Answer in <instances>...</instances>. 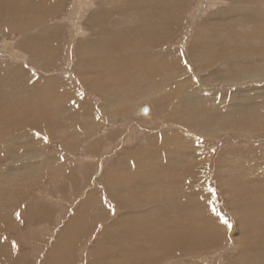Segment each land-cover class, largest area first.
I'll use <instances>...</instances> for the list:
<instances>
[{
	"label": "bare ground",
	"instance_id": "bare-ground-1",
	"mask_svg": "<svg viewBox=\"0 0 264 264\" xmlns=\"http://www.w3.org/2000/svg\"><path fill=\"white\" fill-rule=\"evenodd\" d=\"M67 1L0 0V34L10 36L12 41L5 45L7 53L9 49L7 56L9 62L6 64L9 63L11 67L6 68L7 71H2L3 65H0V140L8 137L6 133L11 129L9 122L13 118L18 119L15 129H26L28 132L34 129L41 130V123L37 126L32 121L33 125H31L24 117H30L33 113L36 120L40 116L52 117L55 110L58 111L57 109H59V114L57 113L59 117H56V121L46 122L51 129L68 130L74 129L77 125L83 126L82 132L77 133L76 129V132L68 134L72 136L69 137L71 144L66 142V147H71V150L81 143V140L77 139L79 137L75 135H89L97 126L93 122L90 123L89 118L93 112L88 109L87 103L77 100V107L75 105L74 99H78V96L82 94L79 87L71 91L68 89L63 91L69 98L62 95V89L57 90L55 98L56 100L59 98L60 102H55V110L51 108L52 106H43L45 108L40 106L39 111L32 112L33 110L30 111L34 106L32 99L21 108L18 102H10L5 98L6 95L8 98L11 95V98H45L46 100L50 97L51 89L48 92V85H44L46 82L42 79L43 77L31 76L29 71L32 70L31 67L44 69L54 65L56 56L60 57V49L62 50V45L59 43L60 38L62 39L60 31L61 26L64 25L57 23L56 18L61 14L60 10ZM96 1L98 3L94 5ZM74 5L76 6L73 7ZM74 5L68 11L71 15L69 17L72 27L76 28V25L83 21L85 28L91 26L94 35L89 38L87 34L88 37L82 35L84 32L80 33L82 38L77 39L75 43L76 51L71 52L77 57L75 73L83 92L94 97L99 95L101 100L103 99L101 105H97L101 108L99 113L104 114L109 110L106 115L111 122L118 118L128 120L132 110H135L140 103L143 105L151 103L157 112L159 108L167 110L165 120L168 123L165 126L169 128L167 132L158 131L159 133L153 136L152 134L147 136L148 141L145 140L149 143L146 142V144L151 147V151L146 155L139 159L120 160L107 174L106 194L108 193L115 202L116 223H113V227L103 228L95 254L91 255L94 257L91 260L95 259L91 264H97V255L100 257L101 264H180L175 260L200 250L219 246L225 236H218L216 230L218 226L213 228L211 225L221 218L208 204L204 205L206 201L200 202L199 199L192 198L187 189L182 193L179 192V197L176 196L181 197L180 202L179 199L169 200L166 199L167 197L161 199L162 197H158L156 192L162 185H167L168 189L173 191L174 187L186 186L185 180L197 182L200 162L198 153L193 151H202L205 141L201 139H219L218 135L224 133L228 140L230 133L236 137L238 134H255L258 131H264V111L250 113L245 108L246 111L243 113L236 112L238 108L243 107L241 102H246L244 100L247 99L248 91L246 92L243 86L253 82L258 84L257 81L261 83L264 79V0H75ZM207 12L209 14L205 15ZM186 16L187 18L191 16L190 27L183 25V19ZM184 28H188L189 37L184 43L182 42L181 46L174 48L172 45L174 38L179 36L181 30L180 34L186 32ZM80 30L82 31V28ZM8 71L9 76L13 77H9L10 81L16 84V87L14 85L15 88H12L13 91L5 90L3 87V83H8L5 79ZM59 83L56 80V87H59ZM220 86H234L235 89L224 93ZM9 88L11 89L10 86ZM227 96L229 102L222 106L226 103L223 99L224 97L227 99ZM72 99L74 102L71 101ZM210 100L218 102L210 107L208 105ZM5 101L6 107L12 111L11 114L3 106ZM192 103L200 107L193 109ZM64 104L71 106L68 109L72 111L68 116L62 110ZM190 107L192 109H189ZM200 110L203 112L211 110L221 114L215 121H206L199 113ZM26 136L25 140H18V137L12 138L10 144L31 143L30 139L33 136L30 133H26ZM230 136L232 138L233 135ZM227 143L226 145H229ZM7 146H3L6 151L3 152L5 154L0 158V163L15 164L16 166L11 165L13 168L30 166L37 168L49 164V162L45 164V161L40 163V159H34L31 156L33 148L27 146L28 148L12 156L15 150ZM137 150H140L139 147ZM230 151L227 148L223 152L219 151L222 154L217 156L215 174H218L223 166L224 169L221 172L229 175L228 170L225 169L226 161L222 162V160L227 156L231 157ZM246 152L249 153L248 150ZM137 153L140 152L132 156ZM60 163L62 161L59 159L52 167L53 177H56V171L67 170L69 166L64 163L60 165ZM233 163H231V169ZM124 164L128 165V168ZM121 166L126 168L122 170ZM247 169L252 183H264V167L261 164L254 167L250 165L246 167ZM39 171L41 173V170ZM8 172L7 169H3L0 176H6ZM42 172L44 173L45 169ZM256 187L251 188L250 194L255 195L257 203L246 200V202L240 200V203H237L238 200L230 199L229 205L233 207L232 209L237 212L252 211L257 216L264 215V187ZM3 189L0 193V210H8L7 207L11 208V204L13 208L20 207L22 202L19 200L20 188L17 190L18 193L11 191L12 187L7 190V192L11 191L10 193L5 191L8 188ZM241 189H238L241 191L238 194L243 196V188ZM151 193L153 196H150ZM137 196L149 198V200L136 199ZM234 196L237 197V195ZM95 200L86 199L85 201L88 202H83L80 209L76 210L72 221L68 223V229L70 228L68 231L74 234L73 238H67L69 239L67 240V233H63L59 239H56L57 241L55 240V245L51 249L53 263L57 259L59 260L56 261L57 263L64 261V264H70L71 257L75 259L76 250L69 244H76L75 242L84 237L91 227L96 229L98 226H104L111 218L108 216V209L105 212L101 202L97 204L98 208H95L97 207ZM135 204L137 208L132 207ZM198 210L203 215L197 214ZM262 218L264 222V216ZM206 220L212 222L210 227L203 226ZM8 221L7 218L0 220L3 222V224L0 223V257L4 258L7 257L8 251L5 252V250L8 246L2 243V233L5 226L10 225ZM256 222H253L254 227L243 226L242 223L241 235L238 233L240 240L236 242L242 257L238 258L234 264H264V231L262 228L257 231ZM110 233L115 234L108 237ZM74 250V255H71ZM57 253L63 254L62 257Z\"/></svg>",
	"mask_w": 264,
	"mask_h": 264
},
{
	"label": "rangeland",
	"instance_id": "rangeland-1",
	"mask_svg": "<svg viewBox=\"0 0 264 264\" xmlns=\"http://www.w3.org/2000/svg\"><path fill=\"white\" fill-rule=\"evenodd\" d=\"M97 3H98L97 1L94 2V5H96ZM74 4H75V0H68L67 2H65L64 7L60 10L61 14H59L56 18L57 23L64 25V26H61L62 29L60 32H62V35H61L62 39L60 38V42H59L61 43L63 47L61 46L62 50L60 49L61 51L60 52L61 54L59 55L60 57L56 56L55 58L57 59L56 63L54 65L53 64L49 65L45 67L44 69L43 68L34 69L31 67L32 70L29 71L31 76H36V78L43 77L42 79L46 82L44 85H48V92L51 89L50 97H48L49 99L47 98L46 100L45 98L44 99L43 98H11V95H9V98L7 97L8 95H6L5 98H7V100L10 102L11 101L18 102L21 108L22 106H25V104L30 99H32L33 100L32 102L34 104V106L31 107L30 109V111L33 110L32 112H35V110L39 111L38 109L40 108V106H42V108H45L43 106H46V107L52 106L51 108L55 110L56 109L55 102L60 100L59 98H57L58 100H56L55 98L57 90L62 89V95H65L66 93H63V91H66L67 89L71 91L75 87L77 88L79 87L78 89L79 91L82 92V94L78 96V99H74L75 105L77 107L76 103H78V101L80 102L84 101L85 104L87 103L88 109L93 112L92 115L90 116L91 118H89V120L91 119L90 123L93 122L94 125H97V126L96 128H94V131L92 133H89V135L86 134L83 136V134L81 133H80L81 135L79 136L75 135V137H79L77 139H80L81 143H79L76 148L71 150V147L69 148L66 147L67 145L66 142L71 144L69 137H72V136L68 134L73 133V131H75L76 129H77L76 130L77 133L82 132L84 129L82 128L83 126L81 125L75 126L74 129H71L68 127L69 128L68 130L67 129L56 130V128L51 129V127H49V125L46 124V122L49 120L56 121V117H59L58 116L59 109H57L58 111L55 110L54 116H52L55 119H53L52 117L40 116L41 119L38 118L36 120L35 113L30 115V117H27V116L24 117V119L29 121L27 122L25 120V123L27 122L33 125L32 121H34L37 126H39V123H41L43 131L42 129L41 130L34 129L28 132L26 131V129H19V128L15 129L14 127H17L15 125H17L16 123L18 122V119L13 118L9 122V124H11V127H10L11 129H9L10 131L6 133L8 134L7 135L8 137L6 139L4 138L0 140V150H1L0 158L5 154L3 153L4 151H6L3 149V146L5 147V145H8L7 147H10V149L15 150L12 156L16 155V153H19L21 150L30 147V148H33L31 156L34 157V159H37V160L40 159L39 160L40 163L41 161L43 163L45 161V164L49 162V164H47L49 165V167L46 165V166L37 167V168L31 167V166L24 167V168H17V167L13 168L11 165H15V164H12L9 162L7 164H5L6 162L0 163V172H2L3 169H7L9 171L6 176H3V177L0 176V193L2 192V189L4 187L8 188V189L6 188L3 189V190L6 189L5 190L6 192L7 190H10L12 187L11 191H14L17 193L19 191L21 192V193L19 192V200L20 202L22 201L21 206L18 208L17 207L13 208L12 207L13 205L10 203L11 208L8 206L7 207L9 208L8 210L6 209L3 211L0 210V220L1 218L2 219L7 218L9 220L8 224H10L9 226L7 225L5 226L3 230L4 232L2 233V243L8 246V249L6 248L5 250V252L7 251L8 252H7L6 258L0 257V264H64V261H60L57 263L56 261H59L57 259L56 261H54V263L52 262L51 249L55 245V240L57 238L59 239V237H61L63 233H67L66 239L67 238L72 239L73 238L72 236L74 234L69 232L70 228L68 229L69 227L68 223L72 221L73 216L77 212L76 210L80 209V207L82 206L83 202L86 199L87 200L90 199L91 201L96 199L95 201L97 202L95 206L97 207L95 208H98L97 204L101 202V204L105 207L104 211L107 212L106 210L108 209V212H109L108 216H111V218L108 219V222H107L108 224L106 223L104 226L103 225L98 226L96 229H94V227H91L87 231V234H85L84 237H82L77 242H75L76 244H73V243L69 244L67 241L69 246L76 250V255L74 257L75 258L74 260H73V256L72 257L69 256L72 258L70 259L71 261H69L70 264H91L95 260V259L91 260L92 258H94V257H91V255L95 254L97 246L100 242V237L102 236L101 234H102L103 228H105V226H107V228L113 227V225L116 223L115 221V213H116L115 212V206H116L115 202L112 201L108 193L106 194L108 190L105 188L106 186L105 178L107 177V174L110 173L112 169H114L115 164L119 163L118 161L120 160L128 161L132 158L139 159L143 157L144 155H146L149 151H151L150 149L151 147L146 144V142L148 141L147 136H150L151 134L153 136L157 134L158 131L167 132L169 130V128L165 126L166 123H168L167 120H165V113H167V110H162L163 108L158 109L157 107L156 109H158L159 111L157 112L153 108L151 103H147L144 105L143 103H140L136 107L135 110H132V113L129 115V119H128L129 121L127 119L123 120L122 118H118L114 122H111L110 120H108V115H106L108 114L107 112L109 110H107V112L104 113L105 115L99 113L101 108L99 106L97 107V105H101L103 99L101 100L99 95H97V97L96 96L94 97V96L87 95L86 92H83V89L80 87L78 77L76 76L77 74L75 73L76 72L75 64L77 61V57L75 53L73 54L71 52L76 51L75 43L80 38H82V35L87 34L90 36L89 38L94 37V35L92 33L93 31L91 30L92 29L91 26L89 25L88 27L90 28L88 27L85 28L86 25L83 21H80L76 25V28L75 26L72 27V23H70L71 19L69 17L71 15L69 14L68 11L71 10L70 7L73 6ZM75 6L76 5H74L73 7ZM216 6L219 7L217 3H216ZM203 9H204V6H203ZM208 14L209 13L207 12L205 15H208ZM190 17L191 16L187 18L186 16L185 19H183L184 27H190L189 26L191 23ZM80 28H82V31L80 30ZM184 31L186 32H183L182 34H180L179 32V36H176L174 38L175 40L172 44L174 48L181 46L186 40V38L189 37L187 34L188 28L187 29L184 28ZM83 32L84 34H82ZM75 34L76 35L79 34V35L76 36ZM87 35L86 37H88ZM10 42H12L10 36L8 37L4 33L0 34V65L1 64L3 65L1 66V68L3 67L2 71H7L6 68L11 67V65H8L9 63L6 64L7 62H9V59L7 58V56L9 55V49H7L8 50V53H7L6 47H5L6 43H10ZM20 63L21 62H19V64ZM44 76L50 78L51 80H47V78ZM9 77L13 78L11 77V75L9 76V71H8L5 74V79L8 80V83L6 84L3 83L4 85L3 87L5 88V90L13 91V89L16 87V84L13 81H10ZM56 80L60 82L59 83L60 85H58L59 87H56ZM257 82L259 83L257 84L256 82H253L245 86L242 85L243 89L246 92L248 91L246 95L247 99L244 100L246 102H241L243 107L238 108L236 112L243 113L246 111L245 108H247V112H250V113H253V112L258 113L259 111H264V79L261 81V83L260 81H257ZM66 85L70 87H67ZM9 86L11 87V89L12 88L13 89L11 90ZM220 88H221V91H224V93H227V91L229 93L231 90L235 89L234 86L233 87L231 86L221 87L220 86ZM66 98H69V97L66 96ZM227 99L226 97H224L223 100L226 103H224V105L222 106L227 105V103L229 102L228 96H227ZM67 100H70V99H67ZM74 100L72 99L71 101L74 102ZM217 102H212V100H210L208 105L212 107L213 105H216ZM3 106H5V110L7 108V111L10 112V114L12 113V111H10L8 107H6L7 106L6 101L4 102ZM71 106H73V103L71 104ZM71 106L68 104L67 105L64 104V108H63V105H62V110L63 112H65L67 116L70 115L72 111V109L69 110ZM191 106H193V109H196L197 106L199 105L198 104L194 105L192 103ZM189 109H192V107H190ZM160 111H163V112H160ZM199 113H201V116H203V119L206 121H215L219 119V114H221L218 112L217 113L212 112L211 110H209L208 112H203L200 110ZM155 115H158V116H155ZM90 123L88 124L91 125ZM25 132L30 133L33 136L30 139L31 143L20 144L18 142H15L14 144H10V139L12 140V138H15V137H18V140H25L27 137ZM255 134L254 133H250L246 135L238 134L236 137H234L235 135L230 133V135H233V136L231 138V136L229 135L228 140H227V138L225 137V134L220 133L218 135L219 139L218 138L215 140L214 138H209V140L208 138L201 139V141L203 140L205 141L204 148L202 149V151L201 150L197 152L193 151L194 153H198L199 162H200V165L198 166V171L200 173L198 174L199 176L196 179L197 182L194 183L190 179L189 181L185 180L186 186H181V188L174 187L175 189L173 191H170L167 185H162L159 191L156 192L158 194L157 195L158 197H162L161 199L167 197L166 199H169V200L171 198L175 200L179 199V202H180L181 197L180 198H177V197L180 196V193H182V191L187 189L189 190L188 194H190L192 198H195V199L197 198L200 200V202L206 201L204 205L208 204L211 207V209L214 208L216 213H219L220 218L223 217L227 219V221L231 225V227H228L226 224L224 223L222 224V222L220 221L221 219L215 220L216 223H214V225L212 224V222L206 220V222H204L205 225L203 224L205 228L210 227L211 224L213 228L214 227L216 228V226H218L216 229L218 236H222V237L225 236L224 240H222V243H220L219 246L217 245L212 249L200 250L184 258H181V259L178 258L179 260L178 259L175 260L177 263H180V264H234L238 258L242 257V253L240 250H238L239 246L236 243L238 240H240L239 237L242 232V223H243V226L254 227L255 225L253 224V222L255 223L257 221L256 222L258 224L256 226L258 229L257 231H259V229L261 228H262V231H264V222L262 221L263 220L262 216H264L263 214H260V216H257V215H254L252 211L248 212L244 210L237 212L236 210H233L232 209L233 207L229 205L230 199L233 201L235 199L238 200L237 203H240L239 202L240 200L241 201L243 200V202L246 200V201L257 203V199L255 195L252 193L250 194L251 188H257L256 186L264 187V183H261V184L252 183V180L250 179L249 171L248 169L246 170V167H249L250 165L254 167L257 164H261V166L264 167V131H258V132H255ZM196 136H199V135H196ZM145 139H147V141ZM5 141H7V144H5ZM227 141L229 145H226ZM138 147L140 150H137ZM226 148L228 150H231L230 152L232 155H235V156L231 155V157L227 156L225 157V159L227 158L226 160L225 159L222 160V162L226 161L225 169L228 170L227 174L229 175H226L225 173L221 172L224 169L223 166L218 171V174H215L216 165L218 163L217 156L221 155L223 150ZM246 149L249 151V153L246 152L247 151ZM220 150L222 152H219ZM136 152H140V153H137V155L132 156ZM236 154H238V156ZM258 154H259V157H257ZM59 159L62 161L60 165H63L64 163V165L66 164L69 166H67L68 167L67 170L62 169L60 170V172L56 171V177H53L54 169L52 167L54 166V164H56V161ZM232 162L234 163L231 169ZM201 163L203 164L201 165ZM221 164L223 165V163ZM3 165H5V167H2ZM120 165H123V164H120ZM124 165L128 168V165L126 164ZM125 166H121V169L122 170L125 169L126 168ZM149 168L151 167L149 166ZM44 169H45V172L43 173L42 171ZM144 169H146V167ZM151 169L154 170V168H151ZM39 170H41V173ZM229 171H231V173ZM233 171H236V172L234 173ZM117 174L120 175L119 173ZM198 180H200L201 182H199ZM18 181H20V183ZM241 187L243 188V191H244V192L242 191L243 196L238 194V192L241 193V191H239V190H242ZM14 188L16 191L14 190ZM18 188H20V190ZM11 191L7 193H10ZM197 191L198 192L200 191V192L197 193ZM248 192L250 196L249 194H245ZM170 194L171 196H169ZM198 195H200L199 198H198ZM234 195H237V197H235ZM150 196H153L152 193L150 194ZM141 198L142 196H137L136 199H141ZM142 199H146V198L144 197ZM146 200H149V198ZM85 202H88V201H85ZM136 206L137 205L135 204V206L133 205L132 207L137 208ZM167 209H171V208L167 207ZM201 211L198 210L196 211V213L203 215ZM32 216L33 218H35V220L32 218ZM0 223L3 224V222H0ZM219 225H221V227ZM114 234L110 233L108 234V237H111ZM75 250L71 252V255H74ZM244 253L246 254V252ZM57 254L61 255V257L63 255L60 253H57ZM99 258L100 257L97 255L96 256L97 264L98 263L101 264L99 262L100 261ZM135 263H138V261H135Z\"/></svg>",
	"mask_w": 264,
	"mask_h": 264
},
{
	"label": "snow or ice",
	"instance_id": "snow-or-ice-1",
	"mask_svg": "<svg viewBox=\"0 0 264 264\" xmlns=\"http://www.w3.org/2000/svg\"><path fill=\"white\" fill-rule=\"evenodd\" d=\"M213 211H215V209L213 208ZM217 215H219V213H217ZM221 222L226 224L228 227H231V225L229 224V222L227 221V219L221 217Z\"/></svg>",
	"mask_w": 264,
	"mask_h": 264
}]
</instances>
